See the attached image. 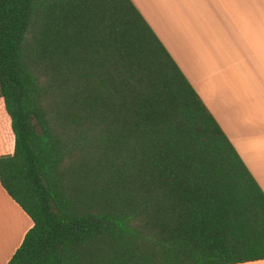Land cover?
Here are the masks:
<instances>
[{
    "label": "trees",
    "instance_id": "trees-1",
    "mask_svg": "<svg viewBox=\"0 0 264 264\" xmlns=\"http://www.w3.org/2000/svg\"><path fill=\"white\" fill-rule=\"evenodd\" d=\"M7 264L264 259V191L132 0H0Z\"/></svg>",
    "mask_w": 264,
    "mask_h": 264
},
{
    "label": "crops",
    "instance_id": "crops-1",
    "mask_svg": "<svg viewBox=\"0 0 264 264\" xmlns=\"http://www.w3.org/2000/svg\"><path fill=\"white\" fill-rule=\"evenodd\" d=\"M132 2L264 191V0ZM13 151L11 119L0 97V155ZM32 225L0 184V264L9 262Z\"/></svg>",
    "mask_w": 264,
    "mask_h": 264
}]
</instances>
